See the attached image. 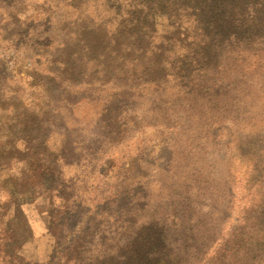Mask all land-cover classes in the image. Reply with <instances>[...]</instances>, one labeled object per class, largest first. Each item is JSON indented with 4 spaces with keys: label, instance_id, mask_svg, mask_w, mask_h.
I'll return each mask as SVG.
<instances>
[{
    "label": "rangeland",
    "instance_id": "374dc122",
    "mask_svg": "<svg viewBox=\"0 0 264 264\" xmlns=\"http://www.w3.org/2000/svg\"><path fill=\"white\" fill-rule=\"evenodd\" d=\"M199 0H0V264H264V28Z\"/></svg>",
    "mask_w": 264,
    "mask_h": 264
},
{
    "label": "trees",
    "instance_id": "16d2710c",
    "mask_svg": "<svg viewBox=\"0 0 264 264\" xmlns=\"http://www.w3.org/2000/svg\"><path fill=\"white\" fill-rule=\"evenodd\" d=\"M208 7V20L215 27L240 31L264 28V0H199ZM244 35L243 32H241ZM164 257L148 260L147 264H167Z\"/></svg>",
    "mask_w": 264,
    "mask_h": 264
}]
</instances>
